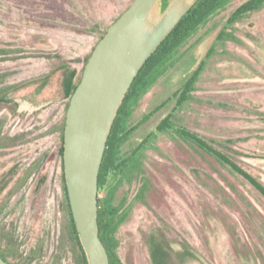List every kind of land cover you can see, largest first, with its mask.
Here are the masks:
<instances>
[{
  "label": "rangeland",
  "instance_id": "374dc122",
  "mask_svg": "<svg viewBox=\"0 0 264 264\" xmlns=\"http://www.w3.org/2000/svg\"><path fill=\"white\" fill-rule=\"evenodd\" d=\"M245 1L230 0L127 102L117 153L126 163L98 190L102 208L118 209L113 244L122 264H152L151 235L163 239L166 264H264V199L178 133L197 134L264 185V9L228 27L235 40L205 59ZM131 2L0 0V246L13 241L11 262L79 264L63 206V85ZM201 61L192 100L174 109L175 91ZM170 113L173 128L158 131Z\"/></svg>",
  "mask_w": 264,
  "mask_h": 264
},
{
  "label": "water",
  "instance_id": "95a60500",
  "mask_svg": "<svg viewBox=\"0 0 264 264\" xmlns=\"http://www.w3.org/2000/svg\"><path fill=\"white\" fill-rule=\"evenodd\" d=\"M133 0L97 42L70 97L62 162L67 199L87 264H110L99 238L98 175L111 127L142 66L194 1ZM0 264H8L0 257Z\"/></svg>",
  "mask_w": 264,
  "mask_h": 264
},
{
  "label": "trees",
  "instance_id": "16d2710c",
  "mask_svg": "<svg viewBox=\"0 0 264 264\" xmlns=\"http://www.w3.org/2000/svg\"><path fill=\"white\" fill-rule=\"evenodd\" d=\"M229 1L230 0H195L188 12L181 17L174 29L168 34L167 37L164 38L158 48L155 49V51L152 53L150 58L147 59L144 66L141 67L134 82L131 83V86L126 93L124 101H122L117 116L114 119L113 125L111 127L109 138L107 140L106 148L102 158L101 167L99 170L98 190L101 188V186L105 184L109 173L121 169L126 163V159H121L117 153H119V149L124 140V135H126L124 119L127 118V102L130 101L132 98L136 97L140 92V88L145 86V81L143 80L144 75L148 73L152 67L164 62L163 60L166 59L172 52L178 50L182 44L187 42L194 34H196L199 31L200 27L204 26L209 21V19L215 16L216 13L219 12ZM262 9H264V0H246L237 8H235L231 15L228 16V18L226 19L221 31L217 33L214 40L211 42L209 50L206 51L205 59H209L214 54V51L216 50V47L219 44L222 45L228 40H235V37L232 35V33L227 32L228 27H232L235 23L237 24L247 15L251 13H258ZM203 64L204 61L199 62L197 68L193 70L187 80H185L183 85H181L180 89L175 91L173 95V98L176 99V102L174 103V109L192 100L190 93L194 89V85L197 81V75L200 69L202 68ZM81 77L76 82H73V74L70 78L66 80V91L69 97L67 107L69 104L70 97L73 94L76 86L80 82ZM1 104L2 101H0V106H2ZM172 114L173 113H170L169 118L163 119L159 123V125L157 126L158 131L165 132L166 130L173 128L172 122L169 121V119H171L173 116ZM63 127L61 130V146L59 149V156L61 157L62 164L64 196L63 206L65 209L64 212H66V215L68 216V232L77 246L78 263L87 264V258L78 238V234L76 232L74 222L72 220V215L67 199L62 162ZM178 128V133L180 134V138L182 141L192 146H195L196 148H198V150L208 154V156L212 157L219 164L229 167L235 174L239 175L241 178L247 181L249 185L253 187L256 192L264 199V185L259 180L249 175V172L236 165L228 156V154L216 149L211 143H207L197 134L191 133L181 127ZM116 211L118 212L117 208L116 210L109 211V209L107 208V204L106 209L102 208L100 205V200L98 198L99 238L107 249L110 264H122L114 251L113 244V232L116 226L115 217L117 216ZM111 217H113V219ZM160 239L161 240L159 241L157 236L151 235L146 240L148 249L150 251L152 264H166V260L168 258V249L165 248V245L161 242L163 239L161 237ZM6 242L7 243H5L3 247L0 246V257L8 264H20L17 262H11L9 260V257H13L14 255L15 245L11 239H8Z\"/></svg>",
  "mask_w": 264,
  "mask_h": 264
},
{
  "label": "crops",
  "instance_id": "0c3cea01",
  "mask_svg": "<svg viewBox=\"0 0 264 264\" xmlns=\"http://www.w3.org/2000/svg\"><path fill=\"white\" fill-rule=\"evenodd\" d=\"M84 55H85V54H84ZM82 59H83V57H82ZM82 59H81L78 63H76V64L74 65L75 69L70 70L71 72H70L68 78H70L71 75L74 74L73 82H76V80H77V74H78V72H79V69H80L81 67H83V65H84ZM78 66H79L80 68H79ZM62 70H63V71H66L65 68H63ZM68 78H67V79H68ZM67 79H66V80H67ZM66 83H67V81H65V83H64V85H63V94H64L65 96H68L67 91H66V89H67V85H66ZM16 97H17V96H16ZM26 100L29 101V106H30V107H32V106H34V105H36V104L38 103V102H37L38 99H37L36 97H34V94L31 93V92H30L29 96L26 98ZM15 101L18 102V103H20V100H18V99H15ZM20 104H21V103H20Z\"/></svg>",
  "mask_w": 264,
  "mask_h": 264
}]
</instances>
